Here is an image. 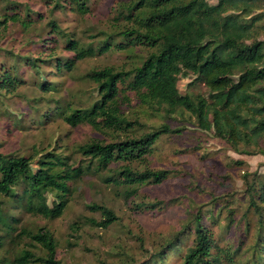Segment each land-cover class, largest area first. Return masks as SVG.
Here are the masks:
<instances>
[{
  "label": "trees",
  "instance_id": "trees-1",
  "mask_svg": "<svg viewBox=\"0 0 264 264\" xmlns=\"http://www.w3.org/2000/svg\"><path fill=\"white\" fill-rule=\"evenodd\" d=\"M45 2L50 3V14L65 7L61 0ZM87 3L70 0L69 4L85 15ZM263 8L264 0H128L115 11L110 31H97L91 41L82 43L66 36L55 20L47 21L27 6L0 0V35L15 26L42 50L34 57L0 49L4 55L0 61V109L18 95L22 68L26 67L39 91L38 97L28 99L35 113L31 119L34 125H43L52 116L71 128L88 126L97 134L76 148L81 161L52 148H34L28 156L0 151V264H58L53 234L44 226L30 229L21 225L20 215L60 218L75 185L86 175L103 172L102 183L129 197L137 188L160 185L168 179L170 171L150 169L148 162L157 141L178 135L181 129L167 124L147 127L143 122L146 117L187 113L196 127L212 132L234 151L253 155L260 151L264 140ZM59 35L66 54L60 53ZM113 50L129 53L132 64L121 70L103 67L88 71L83 79L95 85V94L84 106L58 96L61 82L45 78L48 72L39 65L47 64L56 79H62L73 74L80 62ZM187 77L191 78L190 87L202 86L205 93H181L178 82ZM135 106L140 116L123 110ZM41 108L45 110L40 113ZM18 117L17 125L22 114ZM244 185L246 207L238 220L234 214L239 206L230 201L218 203L215 211L214 204L206 211L197 209L174 238L138 264H164L166 257L175 253L180 264L231 263L251 231L253 240L245 243L243 250L249 254L248 264H264V175H246ZM169 204L159 201L138 207L160 210ZM87 209L100 214L99 222L90 221L98 228L108 229L118 220L104 204L91 203ZM223 214V220H228L225 231L232 227V233L238 235L230 238L231 233V243L220 248L212 227L220 223ZM71 230L76 231L73 226ZM186 236L192 239L183 249ZM23 241L29 242L9 259L7 245Z\"/></svg>",
  "mask_w": 264,
  "mask_h": 264
},
{
  "label": "rangeland",
  "instance_id": "rangeland-1",
  "mask_svg": "<svg viewBox=\"0 0 264 264\" xmlns=\"http://www.w3.org/2000/svg\"><path fill=\"white\" fill-rule=\"evenodd\" d=\"M10 1L27 6L31 12L45 17L47 21L55 20L66 36L87 43L91 41L90 36L97 31H110L115 11L121 3L128 0H88L85 15L79 14L76 6L69 4L70 0H61L60 4L65 7L57 8L53 14L49 12L50 3H46L47 0ZM261 12H264V8ZM7 32L5 36L0 35L1 50H13L18 54L30 53L34 57L42 52L41 47L29 43L15 26H11ZM56 41L60 53L66 54L62 36H56ZM128 54L113 50L104 55L88 58L78 64L73 74L62 79H56V75H53L54 72L50 71L47 64L39 62V65L44 72H48L45 78L50 76L53 81L61 82L60 87L57 85L59 90L61 89L58 96H62L66 102L84 106L95 94V85L84 80L83 76L90 70H99L103 67L127 69L133 62V59L127 57ZM3 59V52H0V61ZM22 72L23 82L18 95L5 101V107L0 109V113L3 114H0V151L7 155L28 156L34 148L38 150L52 148L55 151L66 152L74 161H81V156L75 153L76 148L97 138V134L88 126L71 128L59 117L53 119L50 116L51 119L48 118L43 125H34L31 119L35 113L29 106L28 99L38 97L39 91L33 85L36 79L30 69L23 67ZM190 81L191 78L188 77L179 80L178 88L181 93L192 91L205 93L206 90L202 86L190 87ZM53 105L49 104L51 107ZM43 110L45 108H41L40 113ZM123 110L140 116L139 108L136 106L123 107ZM18 114H22V121L17 125L15 120L19 118ZM143 122H146L147 127L167 124L171 129H181L178 135L159 139L148 162L150 169L171 172L163 183L137 188L136 193L129 197L122 194L123 190L102 183L103 172L90 173L75 185V192L60 218L47 220L26 213L20 215L21 225L25 224L30 229L44 226L53 234L58 243L56 255L58 264H138L147 260L168 240L174 238L197 209L206 211L214 204L215 211L218 203L230 201L232 206H239L234 214L236 220L244 212L246 175H264V140L260 143V151L254 150L256 153L253 155L234 151L212 132L201 131L196 127L195 120L187 113L181 115L177 112L170 114L169 117L158 114L155 117H146ZM246 151L252 152L250 148ZM247 178L252 179L251 176ZM159 201H170V204L160 210L138 207L140 204L143 206ZM91 203L104 204L111 208L118 218L117 222L105 230L94 226L90 221L99 222L101 217L99 213L87 209V205ZM223 217L224 214L220 218V223L212 227L220 248L230 244V238H237L238 235L232 233V227L228 233L225 231L228 220H223ZM71 226L76 231L73 232ZM183 238L184 249L190 244L192 237ZM252 240L251 231L248 238L244 239L239 253L232 256V262L223 260L222 264H248L249 254L243 250L245 243ZM25 242L29 241L13 246L7 245L6 256L11 259L25 247ZM30 249L40 255L43 254L39 249ZM231 255L232 251L229 256ZM164 264H180L178 254L167 256Z\"/></svg>",
  "mask_w": 264,
  "mask_h": 264
}]
</instances>
